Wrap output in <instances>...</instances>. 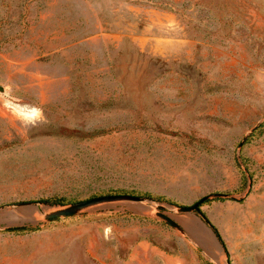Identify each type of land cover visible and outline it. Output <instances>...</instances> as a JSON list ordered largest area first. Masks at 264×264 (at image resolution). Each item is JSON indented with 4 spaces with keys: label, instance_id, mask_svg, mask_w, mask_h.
Returning <instances> with one entry per match:
<instances>
[{
    "label": "rangeland",
    "instance_id": "rangeland-1",
    "mask_svg": "<svg viewBox=\"0 0 264 264\" xmlns=\"http://www.w3.org/2000/svg\"><path fill=\"white\" fill-rule=\"evenodd\" d=\"M0 87V264H264V223L236 206L264 176V0H0ZM128 192L150 197L17 206ZM215 192L199 209L224 252L173 210Z\"/></svg>",
    "mask_w": 264,
    "mask_h": 264
},
{
    "label": "water",
    "instance_id": "water-1",
    "mask_svg": "<svg viewBox=\"0 0 264 264\" xmlns=\"http://www.w3.org/2000/svg\"><path fill=\"white\" fill-rule=\"evenodd\" d=\"M0 91L2 92L3 89L0 87ZM240 146V143L238 144V147ZM214 197H230L227 194L224 193H211L207 195H203L199 197L197 200H195L193 203L190 205H177L173 207V210L177 213H196L199 216V222L200 224L205 227L208 231L209 234L212 236L214 239L216 245L218 248L224 252L223 246L221 243L218 241L216 238L215 234L213 233L209 221L201 216V212L199 209L200 203H202L204 200L209 199V198H214ZM146 197L144 196H139V195H133V194H104V195H97V196H92L86 199L74 201L67 203L65 205H59L58 207L54 208H49L48 205L41 204L39 201H33V202H19L17 206H19L22 209H27L29 211H33L36 209L38 212L41 213V216L45 220L49 219H54V218H59V217H67V216H72L75 215L82 210H85L87 208H90L92 206H95L100 203L104 202H110V201H127V202H136V203H143L145 201ZM159 208H163V206L157 204L156 205ZM155 216H157L159 219H161L163 222L168 224L170 227L174 228L177 230L179 233H181L186 239L185 231L179 225L170 215L165 214L160 211H155L154 212ZM197 251H201L199 247H196ZM224 263L228 264V259H224Z\"/></svg>",
    "mask_w": 264,
    "mask_h": 264
},
{
    "label": "crops",
    "instance_id": "crops-1",
    "mask_svg": "<svg viewBox=\"0 0 264 264\" xmlns=\"http://www.w3.org/2000/svg\"><path fill=\"white\" fill-rule=\"evenodd\" d=\"M257 162L264 164V156L259 157ZM227 206L231 207L235 205L228 204ZM236 206H241L244 210L251 208L252 206L253 212H249L247 217L249 222L254 221L257 224L264 223V176L263 179L255 186V193L252 194L251 197H246L242 204H237Z\"/></svg>",
    "mask_w": 264,
    "mask_h": 264
},
{
    "label": "trees",
    "instance_id": "trees-1",
    "mask_svg": "<svg viewBox=\"0 0 264 264\" xmlns=\"http://www.w3.org/2000/svg\"><path fill=\"white\" fill-rule=\"evenodd\" d=\"M249 177H251L250 173H249ZM118 191V190H116ZM120 192V191H119ZM129 194H133V192H128ZM136 195H138V193H136ZM139 195L145 196V197H150L149 193L146 192H141L139 193ZM157 199H161V197H156ZM63 198L60 197H52L49 199H44L42 201H44L45 203H50V204H60L63 201ZM201 216L205 217L204 214L201 212L200 213ZM53 220V219H50ZM210 227L213 231V233L215 234L216 238L218 239V241L221 243V245L223 246V249L225 250V246L220 238V235L218 233V231L215 229V227L213 225L210 224ZM39 228L37 226H28V225H22V226H9V227H5L2 229V232L5 233H10V234H27V233H31V232H35L37 231ZM204 264H211L208 262H204Z\"/></svg>",
    "mask_w": 264,
    "mask_h": 264
},
{
    "label": "clouds",
    "instance_id": "clouds-1",
    "mask_svg": "<svg viewBox=\"0 0 264 264\" xmlns=\"http://www.w3.org/2000/svg\"><path fill=\"white\" fill-rule=\"evenodd\" d=\"M10 91V86H9ZM15 99L14 97H9V103H6L4 107L8 108L17 119L21 120L26 125L35 126L38 121L45 119L43 115V110L36 106H23V110L16 111L15 108L11 106V101ZM19 107V106H17ZM107 231V230H106Z\"/></svg>",
    "mask_w": 264,
    "mask_h": 264
}]
</instances>
